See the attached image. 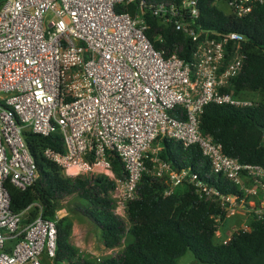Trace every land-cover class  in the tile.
I'll list each match as a JSON object with an SVG mask.
<instances>
[{"label":"built area","instance_id":"1","mask_svg":"<svg viewBox=\"0 0 264 264\" xmlns=\"http://www.w3.org/2000/svg\"><path fill=\"white\" fill-rule=\"evenodd\" d=\"M146 2L4 0L0 5V264H55L57 212L55 220L42 218L39 211L21 224L28 208L19 213L10 209L6 185L25 190L38 176L24 130L41 136L58 130L64 152L46 148L44 156L64 176L112 179L108 196L113 212L124 219L144 172L157 179L167 175L164 196L186 181L200 199L224 208L225 217L263 216L264 167L226 155L199 128L209 103L238 108L254 104L237 96L230 84L245 64L243 36L196 23L198 0L151 2V14L191 42L188 62L176 52L164 56L146 36ZM218 2L227 14L241 18L264 0L213 4ZM177 107L182 114L171 115ZM157 138L173 139L184 148L196 145L211 171L232 181L240 194L224 195L189 170H172L157 157ZM113 154L123 164L125 179L115 177ZM215 221L219 237L221 220ZM228 239L230 234L223 242ZM107 250L112 254L113 249Z\"/></svg>","mask_w":264,"mask_h":264},{"label":"trees","instance_id":"2","mask_svg":"<svg viewBox=\"0 0 264 264\" xmlns=\"http://www.w3.org/2000/svg\"><path fill=\"white\" fill-rule=\"evenodd\" d=\"M3 1L0 0V5ZM146 1L143 19L147 38L164 56L176 52L188 62L190 40L173 26L162 23L147 7L151 2L177 0ZM198 1L200 16L196 23L217 32H237L243 36L245 64L230 84L237 96L254 101L252 106L244 108L209 103L203 108L199 128L220 143L226 155L238 158L241 163L264 167V2L239 18L214 5V0ZM128 9L133 11L134 5ZM180 110L174 108L170 114H182ZM22 134L38 176L25 190L6 185L10 209L19 213L28 208L21 224L31 221L39 211L42 218L55 220L56 212L63 208L62 201L76 195L83 203L76 205L75 211L93 224L105 248H118L99 259L83 255L72 242V221L65 215L56 220L55 264H175L188 251L198 264H264V214L260 218L256 214L249 215L248 230L222 232L217 237L215 218L225 219L224 208L200 199L186 181L164 196L167 175L157 179L144 172L136 187L137 196L127 203L124 219L113 212L114 201L108 196L114 186L112 179L96 174L64 176L58 165L44 156L46 148L64 152L63 136L58 130L48 136L30 130ZM156 143L161 146L157 157L172 170H189L224 195L240 194L237 186L211 171L208 159L196 145L184 148L169 138H157L153 144ZM145 163L151 166L149 160ZM111 166L116 178L125 179L123 164L116 154L111 156ZM229 234L230 239L224 243L223 239Z\"/></svg>","mask_w":264,"mask_h":264},{"label":"rangeland","instance_id":"3","mask_svg":"<svg viewBox=\"0 0 264 264\" xmlns=\"http://www.w3.org/2000/svg\"><path fill=\"white\" fill-rule=\"evenodd\" d=\"M217 6L226 11V7L221 2L217 3ZM153 147H156V144H153ZM228 182L231 185H234L232 181ZM235 186V185H234ZM83 203V201L78 198L76 195H70L66 197L62 201L63 208L57 211V214L60 217L68 216L72 221V242L78 248L79 252L85 256H92V258H102V256L108 255L107 248L104 247L103 243L100 240V234L97 229L93 226V224L80 213L75 211V206ZM248 213H244V215L240 214L242 219L246 218L245 222L237 223V217L232 215L231 217H225V219L221 220V232L229 231L228 233L235 232L238 229H242L247 225V220L249 218ZM236 222V224H233ZM231 224V225H230ZM230 225V226H229ZM232 229H229V228ZM127 241V239H126ZM125 243V239H123ZM118 248L112 250L111 253H114ZM175 264H198L194 261L193 255L191 252H186L183 256L176 260Z\"/></svg>","mask_w":264,"mask_h":264},{"label":"crops","instance_id":"4","mask_svg":"<svg viewBox=\"0 0 264 264\" xmlns=\"http://www.w3.org/2000/svg\"><path fill=\"white\" fill-rule=\"evenodd\" d=\"M237 215H234V217L236 216L237 218L236 219H238L236 222L237 223H243V222H245V220H246V218H244V219H242V217L240 216V214H238V213H236ZM231 217V216H230ZM236 222H234L233 224H236ZM231 225V224H230ZM229 225V226H230ZM229 229H232L231 227L229 228ZM230 231V230H229ZM229 231H226L227 233L229 232Z\"/></svg>","mask_w":264,"mask_h":264},{"label":"water","instance_id":"5","mask_svg":"<svg viewBox=\"0 0 264 264\" xmlns=\"http://www.w3.org/2000/svg\"><path fill=\"white\" fill-rule=\"evenodd\" d=\"M260 129H262V127L261 126H258Z\"/></svg>","mask_w":264,"mask_h":264}]
</instances>
